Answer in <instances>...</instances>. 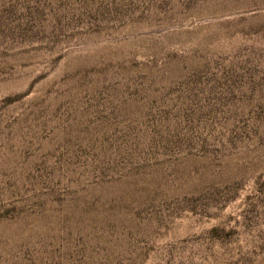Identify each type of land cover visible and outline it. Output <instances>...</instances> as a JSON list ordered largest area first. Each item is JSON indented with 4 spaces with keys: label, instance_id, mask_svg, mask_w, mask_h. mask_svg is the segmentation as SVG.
I'll list each match as a JSON object with an SVG mask.
<instances>
[{
    "label": "rangeland",
    "instance_id": "374dc122",
    "mask_svg": "<svg viewBox=\"0 0 264 264\" xmlns=\"http://www.w3.org/2000/svg\"><path fill=\"white\" fill-rule=\"evenodd\" d=\"M0 264H264V0H0Z\"/></svg>",
    "mask_w": 264,
    "mask_h": 264
}]
</instances>
